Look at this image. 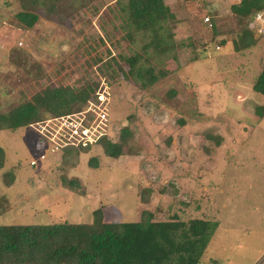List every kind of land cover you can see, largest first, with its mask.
<instances>
[{"label":"rangeland","instance_id":"1","mask_svg":"<svg viewBox=\"0 0 264 264\" xmlns=\"http://www.w3.org/2000/svg\"><path fill=\"white\" fill-rule=\"evenodd\" d=\"M239 1L168 0L157 47L129 0H0V113L47 86L103 80L111 139L130 131L112 158L100 144L53 152L32 126L0 129V224L89 223L98 208L105 222L137 221L147 210L217 223L199 264H264V96L252 88L264 35L235 51ZM21 8L38 15L32 27L15 19Z\"/></svg>","mask_w":264,"mask_h":264},{"label":"trees","instance_id":"2","mask_svg":"<svg viewBox=\"0 0 264 264\" xmlns=\"http://www.w3.org/2000/svg\"><path fill=\"white\" fill-rule=\"evenodd\" d=\"M29 1L49 2L53 8L60 0ZM127 5L135 28L150 31L151 42L160 47L163 23L171 16H168L169 7L163 0H129ZM263 9L264 0H240L231 5L241 25L237 38L232 42L235 51L254 46L256 37L264 35V32L258 33L250 27ZM14 16L28 28L38 19L36 13L26 8H21ZM167 48L163 46L161 50ZM127 61L130 62V74L134 75L135 71L142 75L140 68L136 69L135 57H129ZM145 73L149 82L156 79L148 69ZM252 88L264 96V64ZM94 90L90 86H47L30 100L0 113V129L15 130L29 126L47 117L44 115L46 112L49 116H57L80 109ZM257 111L259 116L263 115L262 106H258ZM180 122L185 124L183 120ZM129 136L130 131L124 127L117 141L111 139L110 131L94 144H100L107 156L116 158L123 153V145ZM215 140L219 145L220 139ZM90 146L68 147L63 151L87 149ZM4 161L5 151L0 146V169ZM7 175L9 182L12 181L13 174L8 172ZM69 184L79 186L74 180ZM216 228V222L199 218L188 222L178 219L154 220L153 214L147 210L137 221L105 222L101 208L93 211V219L89 223L0 224V264H199Z\"/></svg>","mask_w":264,"mask_h":264},{"label":"built area","instance_id":"3","mask_svg":"<svg viewBox=\"0 0 264 264\" xmlns=\"http://www.w3.org/2000/svg\"><path fill=\"white\" fill-rule=\"evenodd\" d=\"M209 20V17H205ZM258 33L264 32V9L259 12L250 24ZM108 85L105 81L94 88L84 106L75 111L57 115L47 116L29 124L38 131L40 141L48 145L49 150L93 145L99 138L110 133L112 126L109 118L110 95ZM45 153L41 156L44 159ZM35 161H30L31 165Z\"/></svg>","mask_w":264,"mask_h":264},{"label":"crops","instance_id":"4","mask_svg":"<svg viewBox=\"0 0 264 264\" xmlns=\"http://www.w3.org/2000/svg\"><path fill=\"white\" fill-rule=\"evenodd\" d=\"M168 0H163L164 4H166L168 7L170 6L169 3L167 2ZM170 11H172L171 7H169Z\"/></svg>","mask_w":264,"mask_h":264}]
</instances>
